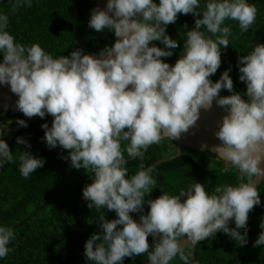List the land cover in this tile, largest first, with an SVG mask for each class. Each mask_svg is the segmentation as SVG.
<instances>
[{"label": "clouds", "instance_id": "clouds-1", "mask_svg": "<svg viewBox=\"0 0 264 264\" xmlns=\"http://www.w3.org/2000/svg\"><path fill=\"white\" fill-rule=\"evenodd\" d=\"M26 3L31 7V0ZM21 6L18 0L13 11ZM257 13L247 0H207L203 8L201 0H108L106 10H92L89 27L114 31V45L102 49L100 58L77 49L55 59L38 43L15 42L7 31L9 16L0 15V83L10 85L18 95L17 109L26 117L44 118L46 113L54 117L50 128L42 125L47 144L70 150L72 166L94 174L83 190L88 207L97 212L114 210L118 216L111 221L99 216L103 232L86 242L89 261L122 264L126 257L147 254L150 264H170L177 256L190 264L192 254H186L185 247L194 248L220 230L247 243V231L241 235L239 229H247L250 211L261 203L256 182L264 179L260 167L264 161V44H256L238 60L245 93L235 92L231 69L216 82L209 77L221 66V49L230 44L232 29L224 26L225 21L238 22L243 33L254 24ZM178 14H193L196 19L173 66L161 58L171 57L179 47L166 33ZM153 41L165 47L150 46ZM222 89L233 94L221 96ZM214 100L228 114L215 132L221 143L211 151L238 169V184L217 186L209 193L196 182L178 194L164 192L146 201L157 183L153 169L141 164V170L129 177L124 153L143 160L151 145L165 137L179 139L196 126L201 110L211 109ZM17 123L27 127L25 120ZM123 142L128 143L122 147ZM17 143L27 142L18 137ZM19 160L25 178L45 163L27 151H20ZM6 162H14L13 152L0 139V167ZM145 203L150 211L138 222L130 213L141 212ZM233 217L235 228H230ZM149 235L157 240L154 248ZM13 239V229L0 226V258L12 250L8 245ZM261 245L264 232L253 246Z\"/></svg>", "mask_w": 264, "mask_h": 264}, {"label": "trees", "instance_id": "trees-1", "mask_svg": "<svg viewBox=\"0 0 264 264\" xmlns=\"http://www.w3.org/2000/svg\"><path fill=\"white\" fill-rule=\"evenodd\" d=\"M17 2L0 0V15L9 16L7 31L17 43L26 46L40 44L54 59L61 55L70 56L77 49H83V54H100L102 49L114 45L117 39L114 31L105 29L97 32L89 27L92 10L95 8L94 0H31V7L27 6L26 0H20L22 6L13 11V5ZM154 2L159 3V0ZM206 2L201 0V8ZM247 2L258 9L256 21L243 33L238 22L225 21L224 26L232 29L230 44L226 49H221V66L209 77L216 82L225 70L231 69L229 75L233 79L234 90L241 94L246 92V83L239 79L241 73L238 60L250 53L256 44H264V0ZM195 19L193 14H178L176 22L167 25L166 33L178 41L179 47L172 50L174 54L171 57L161 59L175 65L183 54L186 32L195 27ZM152 45L165 47L160 41H153L150 43ZM2 62L3 53H0ZM232 94L226 89L220 92L221 96ZM243 98L248 99L246 95ZM30 119L21 111H0V128L20 126L18 120L27 123V127L22 126L17 133L0 137L6 142L10 141L9 148L14 157V162H6L0 167V226L11 227L15 234V239L8 245L12 250L7 257L0 258V264H62L70 256L85 253V245L90 237L103 232L99 222L101 214L109 221L118 216L114 210L104 208L97 212L95 207H88L90 201L84 199L83 190L93 182L94 174L83 168H74L69 156L70 150L59 145L51 148L47 144L44 139L46 130L42 125L47 123L50 128L54 117L47 115L34 121ZM18 137L27 143L18 144ZM127 143L123 142L122 147ZM175 147V142L163 139L147 149L143 160L129 158L125 152L128 176L141 170V164L148 168L158 160L172 157ZM20 151L31 152L33 156L43 159L44 166L28 178L23 177L19 171ZM238 175L239 171L235 168L225 170L223 162L211 153H198L183 148L179 157L153 168L152 176L157 183L145 200H154L164 192L169 195L178 194L181 189L186 190L196 182L204 184L206 190L212 193L217 186L237 185ZM257 189L261 203L250 211L247 229H239L241 235L247 231V243L237 241L221 230L196 246V264H264V245L253 246L260 233L264 232L261 227L264 224V179ZM184 199L186 197H182ZM149 211L150 205L145 203L141 212L130 215L137 221V218L140 220L141 215H147ZM229 227L235 228V220ZM148 242L156 243L157 240L149 235ZM185 253H190V249L186 248ZM134 257L141 261L126 257L122 264L149 262L147 254ZM65 264L94 262L83 254L69 258ZM170 264L184 262L177 256Z\"/></svg>", "mask_w": 264, "mask_h": 264}, {"label": "water", "instance_id": "water-1", "mask_svg": "<svg viewBox=\"0 0 264 264\" xmlns=\"http://www.w3.org/2000/svg\"><path fill=\"white\" fill-rule=\"evenodd\" d=\"M95 2V8H99L101 10H106V6L108 3V0H94ZM110 15H113L112 13H110ZM88 55H92L94 57L100 58V54H96V53H90ZM131 87V86H129ZM19 97L18 95L14 94L11 91L10 85H5L0 83V111H8V110H17V101H18ZM228 113L225 111V109L223 107H220L216 104V101H213V106L211 109L209 110H201V115H200V119L197 121V124L195 127H192L189 129V131L187 133H182L181 137L179 139H172L170 137H165L163 139H169L173 142L176 143V147H175V154L167 159H161L156 161L155 163H153L150 167L153 169L155 166L175 159L177 157H179L181 155V151L183 148H187L190 150H193L195 152L198 153H211L213 155H215L216 157L217 154L212 152L211 149L214 145H218L221 142L216 138L215 136V132L218 131L220 124L222 123V119L225 115H227ZM50 115V114H47ZM40 118L39 116H35L32 117L30 119V121H34L36 119ZM20 129H22V126H13V127H9V128H0V137L4 136V135H11V134H15L17 133ZM162 139V140H163ZM7 144H10V141L7 142ZM204 145H207V147H203ZM224 164V169L228 170L230 169L231 165L226 164V162L218 157ZM260 167L264 168V161H262ZM236 169V168H235ZM238 170V169H237ZM263 179H258L256 182V187L258 188L259 185L261 184ZM234 220L233 218H230L229 224ZM137 221L139 222V219L137 218ZM221 231V230H220ZM219 231L213 233L210 236H213L214 234L218 233ZM209 236V237H210ZM208 237V238H209ZM184 240H187V237H184ZM201 241L197 242V244L194 246V248L191 245H188L185 247L190 249V253L192 254L191 256V260H192V264H196L195 263V254H194V250L196 248V246L200 243ZM182 243H187V242H182ZM190 243V242H189ZM151 246L155 247L156 243H149ZM85 254L84 252H81L79 254L70 256L74 257V256H79V255H83ZM65 260L62 264H65L68 260ZM132 259L135 260H139L136 257L132 256L130 257ZM141 261V260H139ZM143 264H150V262H142Z\"/></svg>", "mask_w": 264, "mask_h": 264}]
</instances>
